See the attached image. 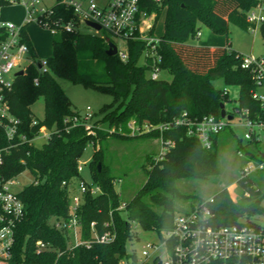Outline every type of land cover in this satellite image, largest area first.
Instances as JSON below:
<instances>
[{"label": "trees", "instance_id": "trees-1", "mask_svg": "<svg viewBox=\"0 0 264 264\" xmlns=\"http://www.w3.org/2000/svg\"><path fill=\"white\" fill-rule=\"evenodd\" d=\"M259 4H264V0H161L159 3L142 0L143 10L155 12L159 18L165 13L159 53L161 68L171 75V81L150 80L149 70L140 63L144 44H128L127 62H122L117 55L109 57L106 34L68 33L58 26V22H73L79 26V19L72 10L58 3L51 7L48 21L57 33L52 40L53 54L47 58L48 72L40 74L36 66H31L26 75L15 80L8 95L12 113L21 121V133L32 138L40 127L51 132L49 141L40 148L26 143L12 150L3 168L7 180L28 172L40 181L38 185L26 186L19 194L26 214L16 227L10 264H120L124 259H135V255L127 253V245L135 237L137 226L155 232L159 237L173 228L175 200L188 198L179 192L177 183L181 180L209 181L219 173V135L213 138V146L207 150L196 137L188 135L186 127L173 128L162 137L165 142H174V148L161 159L159 156L156 160L146 158L143 168L147 172V181L130 201L124 202L116 192V180L110 174L102 149L108 133L99 131L100 141L97 142L87 136L82 125L70 127L71 123L69 126L64 124L66 119L80 116V112L74 109L57 79L112 95L113 105L101 109L103 117L100 121L107 129L116 127L123 132L128 131L127 125L132 120L139 125L162 124L178 119L184 113L193 121L205 116L220 118V106L224 104L226 108L230 99L226 90L216 88L215 82L219 80L239 88L240 108L255 110L258 104L251 96L255 88L252 73L241 68L242 55L231 48V43L228 42L226 47H202L190 42L198 38L200 25L227 38L231 24L249 30L245 13ZM9 5L11 0H0V9ZM26 29L23 30V41L35 58ZM258 31L264 39V22ZM35 78L39 80L38 85L34 83ZM39 97L44 100L45 116L35 127L31 126L35 119L31 106ZM123 135L125 133L115 130L114 138L131 139ZM160 136L153 133L141 138L159 139ZM93 141L96 151L89 166L92 184L100 187L101 194H86L81 198V239L94 241L95 234L106 231L107 223L116 231L117 239L107 245L92 242L89 248L85 245L74 247L73 235L56 228L55 222L70 216L74 184L78 179L83 180L78 172L81 156ZM5 142L0 132V143ZM247 154L255 158L252 152ZM99 164L101 172L98 171ZM238 182L246 188L249 203L234 204L227 190H222L209 205L213 213L211 225L233 226L240 220L248 221L249 216L264 215L262 191L251 187L250 177L240 178ZM206 201H199L186 213ZM122 204L125 208L120 210ZM39 241L48 244L47 250L40 254L36 250Z\"/></svg>", "mask_w": 264, "mask_h": 264}, {"label": "built area", "instance_id": "built-area-1", "mask_svg": "<svg viewBox=\"0 0 264 264\" xmlns=\"http://www.w3.org/2000/svg\"><path fill=\"white\" fill-rule=\"evenodd\" d=\"M160 2L161 0H154ZM19 3L25 9V19L22 24L0 20V132L6 142L0 143V261L9 262L13 258L15 244V231L19 222L26 214V207L19 197L20 192L13 190L17 184V178L5 179L3 168L8 155L12 150L19 149L23 144L34 145L37 139L49 141L51 132L40 127L32 138L20 132L21 121L11 110L8 95L17 79L16 73L23 71L24 75L31 66H36L40 74L48 72L47 59L35 60L30 54V47L23 41V30L31 23H36L42 29L49 31L53 36L57 29L53 27L48 18L50 9L42 6L41 0H11V4ZM142 0H61L59 5L72 10L79 19V26L73 22H58V26L68 33L82 32V26L100 34L102 31L116 46L117 56L122 62L129 60L128 44L131 42L144 44L141 63L149 70V78L159 81L162 56L159 46L162 36H155L156 23L153 14L141 8ZM264 5L259 4L248 10L246 21L250 25L249 31L255 33L264 22L261 14ZM259 12V13H258ZM86 22L97 24L100 31L92 29ZM200 33L197 34L200 37ZM126 43L127 51L118 49L113 41ZM241 68L252 73L255 88L251 92L252 99L258 104V108L250 110L238 107L227 116L233 117L229 121L227 117L216 118L205 116L201 120L193 121L186 113L182 117L168 123L139 125L132 120L128 123L127 135L131 138L141 137L153 133H159L161 144L160 159L175 144L172 141L165 142L162 135L173 128L186 127L189 136L196 137L202 146L210 150L213 146V138L220 135L232 126L244 128V140L252 147L255 158L249 157V161L241 171V178H249L253 173L264 171V58L254 55L241 56ZM35 85L39 84L38 78L34 79ZM238 117V119H236ZM70 127L83 126L87 136L97 139V132H112L98 126L94 122V113L90 108L85 116H75L64 121ZM39 121L34 119L31 126H38ZM67 126V129L69 128ZM94 146L95 143L91 142ZM81 162L78 166L79 174H83L84 167ZM25 173V172H24ZM23 174V173H22ZM35 179L31 184L38 185ZM65 185V183H64ZM75 190L71 194L70 216L66 220H58L55 227L69 231L73 235L74 247L85 245L91 247V243L111 244L117 239V233L109 223L105 224L106 231L101 235H94V241L81 239V222L79 209L83 195L101 194L98 185L88 184L82 179L76 181ZM258 191V189H256ZM249 196L248 193L245 195ZM214 202L211 198L194 211L176 215L173 228L162 232L158 244L149 243L143 247L142 255L145 261L139 264H149L152 253H162L154 258V264H264V226L251 224L246 220L244 225L216 227L211 225L213 213L209 207ZM125 204L120 206V210ZM95 224L92 225V228ZM48 244L39 241L36 244L37 253L47 250ZM152 251V252H151ZM134 260V259H133ZM120 264H130V258L124 259Z\"/></svg>", "mask_w": 264, "mask_h": 264}, {"label": "rangeland", "instance_id": "rangeland-1", "mask_svg": "<svg viewBox=\"0 0 264 264\" xmlns=\"http://www.w3.org/2000/svg\"><path fill=\"white\" fill-rule=\"evenodd\" d=\"M98 1L101 2V0ZM55 3L56 0H41L42 6L47 9H50ZM20 7L22 8L23 6L19 3L3 7L0 9V17L9 20L11 17L21 13ZM261 14L264 15V10ZM152 17L156 23L154 34L155 36L160 37L164 33L165 13H163L160 18L157 13H154ZM27 27H29L31 40L37 52V54L35 53L36 57L34 59L46 60L51 57L53 54V35L49 31L39 27L36 23H31ZM199 27V33L201 35L190 42L192 45L202 47H211L212 45L215 47H226L229 42L231 43V48L242 56L254 55L256 57L264 58V39L258 30L255 33H251L249 30H243L242 28L231 24L227 38L226 36L214 34L204 25H200ZM82 31L87 34L95 35L94 31L85 26H82ZM101 34L105 33L102 31ZM113 41L118 45L119 50L127 51L126 43L118 40ZM31 57L32 56L29 58L31 59ZM140 62L143 63V60ZM160 79L171 81L172 77L167 72H162L160 74ZM57 81L61 89L69 97L74 109L80 112V116H85L86 110L90 108L94 113L95 124L107 129V126L100 121L103 117V114H101L100 111L105 106L113 105L114 98L112 95L92 88H87L81 84H74L66 79L58 78ZM215 86L217 89L226 90L229 93L230 101L226 104V110L228 112H232L234 108L238 107V87L227 86L221 80L216 81ZM31 111L36 120L44 119L45 104L42 97H39L32 104ZM236 119H238V117ZM113 129L119 133H125V135H123L125 137L128 136L126 135L128 131L123 132L122 129H117L116 127L108 130ZM244 131V128L232 126L219 135L217 140L219 173L216 176H213L209 181L181 180L177 183L179 192L183 196H188V198H177L175 200L176 215L190 211L191 208L201 200L214 198L222 190H227L228 195L234 204L247 205L249 203L248 198L245 196L246 188L238 182L241 178L242 169L249 161L247 153L252 149L247 141L244 140ZM98 132L97 142L100 141ZM100 132L108 133L109 136L105 138L106 140L102 144V149L106 157V163H108L110 167V174L116 180V192L124 202L130 201L146 183L147 172L144 170L143 166L147 163V157H151L154 160L158 158L161 151L160 141L156 138H141L142 136L137 139L131 138L129 140H120L114 138L115 133L104 132L102 130ZM45 143V139H37L34 142V145L40 148ZM95 151L96 147L89 143L81 156V164L83 166L86 165L84 167L82 178L88 184L93 183L92 171L89 164ZM147 168H149L148 165ZM33 180V176L30 173L25 172L17 178V184L14 186L13 190L15 192H20L26 186L30 185ZM250 180L252 188L262 191L261 206L264 208V171L253 173L250 176ZM248 221L251 224L264 226V215L249 216ZM159 242L160 237L158 234L152 231H146L140 226H137L135 237L127 245V253L130 256L135 255L136 257L135 259L130 257V264L144 262L145 258L142 255L143 247L149 243L158 244ZM161 254L162 253H152L151 259L147 262L149 264H154L153 261L155 256ZM0 264L10 263L0 261Z\"/></svg>", "mask_w": 264, "mask_h": 264}, {"label": "water", "instance_id": "water-1", "mask_svg": "<svg viewBox=\"0 0 264 264\" xmlns=\"http://www.w3.org/2000/svg\"><path fill=\"white\" fill-rule=\"evenodd\" d=\"M86 25H87L88 27L92 28V29L97 30V31H100V30H101V27H100L99 25H97V24H93V23H91V22H86ZM106 41H107V43H108V45H109V49H108V51H107V56H109V57H115V56L117 55V48H116V46L110 41V39H107ZM23 75H24V72H23V71H20V72L16 73V77H17V78H18V77H21V76H23ZM220 107H221V113H220V116H221L222 118L227 117V119H228L229 121H232V120H233V117L230 116V115L227 116V111H226L225 105L222 104ZM101 169H102V167H101V165L99 164V165H98V171L101 172ZM245 223H246V220H240V221H239V224L244 225Z\"/></svg>", "mask_w": 264, "mask_h": 264}, {"label": "crops", "instance_id": "crops-1", "mask_svg": "<svg viewBox=\"0 0 264 264\" xmlns=\"http://www.w3.org/2000/svg\"><path fill=\"white\" fill-rule=\"evenodd\" d=\"M59 1H61V0H56V3L54 5H56ZM54 5H52V7ZM24 19H25V9L23 7L21 8V13L19 15H16L14 17H11L9 20H7V19H5L3 17H0V20H2V21H10V22H13L15 24H22L24 22ZM26 31H27L28 36L30 38V41L32 43L31 36H30V33H29V27H27ZM32 46H33V49H34L35 53L37 54L36 48L33 45V43H32ZM211 47H215V46L212 45Z\"/></svg>", "mask_w": 264, "mask_h": 264}]
</instances>
